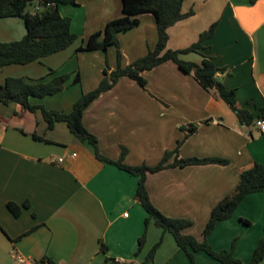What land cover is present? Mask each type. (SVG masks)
<instances>
[{"label":"crops","instance_id":"0c3cea01","mask_svg":"<svg viewBox=\"0 0 264 264\" xmlns=\"http://www.w3.org/2000/svg\"><path fill=\"white\" fill-rule=\"evenodd\" d=\"M58 10L70 18L77 36L73 44L26 65L1 67L0 84L7 77L48 80L63 73L73 77L77 71L80 85L30 99L47 110L67 113L81 93L99 84L105 68L110 72L117 67L116 47L101 52L83 46L91 33L122 15V1L76 0ZM182 11L192 14L169 27L167 47L185 48L216 23L205 48L184 53L181 59L201 64L205 55L225 68L216 79L234 91L237 106L250 112L253 123L243 124L213 89H203L171 60L142 73L145 88L120 77L84 110L82 122L105 157L117 160L126 148L123 163L129 166H155L175 148L179 158L228 160L171 166L146 175L151 203L166 216L189 220L183 233L202 240L212 208L234 190L241 172L254 162L264 166V132L255 126L264 108V0H184ZM137 17V26L119 34L122 66L145 55L157 41L154 16ZM24 34L22 18H0L1 42ZM193 125L195 130L189 132ZM137 181V176L97 159L64 122L48 128L40 109L30 112L15 102H0V264H51L41 260L45 257L57 264H104L106 258L111 259L108 264H142L161 237L148 264H190L173 236L153 221L136 254L147 216L134 198ZM8 202H26L28 207L15 217ZM263 235L264 189L247 194L230 217L216 224L208 242L221 250L235 240L234 256L247 263ZM194 264L221 263L197 251Z\"/></svg>","mask_w":264,"mask_h":264},{"label":"trees","instance_id":"16d2710c","mask_svg":"<svg viewBox=\"0 0 264 264\" xmlns=\"http://www.w3.org/2000/svg\"><path fill=\"white\" fill-rule=\"evenodd\" d=\"M34 1L0 0V18L20 17L23 19L25 26V34L21 39L11 42L0 41V68L7 65H26L38 61L43 57L68 48L75 41L77 36L71 31L70 18L62 16L58 10V6L61 4L73 5L76 4V0H36L39 9L33 8ZM121 1L122 15L108 21L102 30L91 33L86 38L83 46L85 50L101 51H106L109 46H115L117 49V67L110 72L105 68L99 84L94 89L81 93L73 103L71 111L65 113L58 110H47L40 104L31 103L30 99L54 95L64 90L69 84L80 83L81 78L78 72L72 77L70 73L53 75V70H50L49 75H53L51 78L36 81H29L23 77H7L0 84V102L3 104L15 102L30 112L40 109L48 128H52L56 122H64L71 133L82 142L91 146L97 159L114 164L138 177L134 198L144 208L147 216L145 218V230L138 239L136 254L144 244L145 231L149 222L153 221L154 225L160 228L163 233L169 232L173 236L177 246L187 254L190 264H194V253L197 251H204L221 264H259L264 258V235L258 241L247 263L242 262V260L234 256L235 240H233L230 248L215 250L208 242V236L219 221L227 219L233 214L247 194L264 189V166L262 164L254 162L250 168L241 172L234 190L212 208L209 219L202 231L203 238L202 240H198L191 234L183 233V230L191 225L189 220L166 216L151 203L145 188L146 175L148 172H156L171 166L182 167L208 163L227 164L228 160L216 157L179 158L178 148H175L173 151H166L160 162L155 166L150 167L145 164L129 166L123 163L126 148H122L121 155L117 160L105 157L99 152L96 136L84 126L82 122L84 110L101 93L111 89L120 77H128L136 81L142 88H145L146 79L142 73L168 60L175 62L183 72L192 74L193 78L203 89H213L216 95L235 111L243 124L248 126L253 123L250 112L237 106L234 91L227 89L216 79L215 75L225 71V68L218 67L211 57L205 55H203L201 64L180 58V54L203 50L205 48L203 43L213 35L216 23H213L207 30L201 32L197 41L189 46L176 50L169 49L167 47L169 27L192 14V11H182L184 0ZM254 1L252 0V2ZM142 13H151L155 18L157 31L156 44L154 48L148 50L142 57L126 66H122L119 34L137 26L139 24L137 16ZM261 117L264 118V108L261 110ZM194 130V125L189 127V132H193ZM33 137L37 138L34 134ZM173 154H175L174 161L169 163L168 159ZM6 206L10 213L17 217L21 214L22 208L28 207V204L25 202L22 205H18L14 202H8ZM161 242L162 237L149 249L142 264H148L153 260ZM105 249L106 247L102 245L101 250L104 251ZM44 259H47L51 264H57L46 257L41 260ZM110 260V258H106L104 264H108Z\"/></svg>","mask_w":264,"mask_h":264},{"label":"built area","instance_id":"2783aa9c","mask_svg":"<svg viewBox=\"0 0 264 264\" xmlns=\"http://www.w3.org/2000/svg\"><path fill=\"white\" fill-rule=\"evenodd\" d=\"M34 9H39V5L38 2L35 0L34 1V5H33ZM255 126L257 127L259 132H264V118L260 117L257 120H255ZM62 158H59L58 161H61ZM18 260L20 262H25V260L23 258L18 257ZM115 264H119V261H115Z\"/></svg>","mask_w":264,"mask_h":264},{"label":"rangeland","instance_id":"374dc122","mask_svg":"<svg viewBox=\"0 0 264 264\" xmlns=\"http://www.w3.org/2000/svg\"><path fill=\"white\" fill-rule=\"evenodd\" d=\"M29 9H31V7H29ZM115 47V46H114ZM101 52H103V51H101ZM181 55L182 54H180V58H181ZM77 72V71H76ZM75 73V72H74ZM86 82V81H85ZM136 82V81H135ZM137 83V82H136ZM79 85H80V83H78ZM72 85H75V84H72ZM141 87V86H140ZM142 88V87H141Z\"/></svg>","mask_w":264,"mask_h":264}]
</instances>
